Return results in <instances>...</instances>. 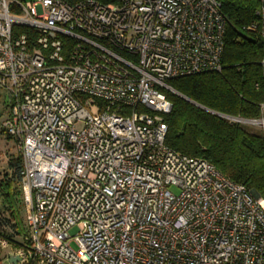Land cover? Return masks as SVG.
<instances>
[{
    "label": "built area",
    "instance_id": "2783aa9c",
    "mask_svg": "<svg viewBox=\"0 0 264 264\" xmlns=\"http://www.w3.org/2000/svg\"><path fill=\"white\" fill-rule=\"evenodd\" d=\"M225 27L216 0H0V129L27 209L0 264H264V200L165 144L167 82L219 72ZM259 110L213 114L264 131Z\"/></svg>",
    "mask_w": 264,
    "mask_h": 264
},
{
    "label": "trees",
    "instance_id": "16d2710c",
    "mask_svg": "<svg viewBox=\"0 0 264 264\" xmlns=\"http://www.w3.org/2000/svg\"><path fill=\"white\" fill-rule=\"evenodd\" d=\"M216 1L226 20L221 70L167 82L173 92L163 91L171 103L170 113L163 117L165 144L182 155L211 163L220 174L264 200V137L213 114L243 119L260 114L264 76L260 66L263 42L258 30V5L255 0ZM14 32L32 34L26 28H16ZM7 166L8 171L0 174V239L17 246L26 233L18 219V207L23 206L20 155L10 158ZM3 257L0 253V260Z\"/></svg>",
    "mask_w": 264,
    "mask_h": 264
},
{
    "label": "rangeland",
    "instance_id": "374dc122",
    "mask_svg": "<svg viewBox=\"0 0 264 264\" xmlns=\"http://www.w3.org/2000/svg\"><path fill=\"white\" fill-rule=\"evenodd\" d=\"M12 99L9 98L8 94L0 88V126L2 121L7 115V112L10 109ZM82 127L81 123H77L75 125L76 129H79ZM247 131L256 133L262 137H264V131L249 127V126H243ZM19 153L17 151L16 143L13 139L7 138L3 133H0V174L3 173L5 170L8 171V160L10 158L18 156ZM18 219L21 222L22 226L25 227V223L27 220V209L24 206L18 207Z\"/></svg>",
    "mask_w": 264,
    "mask_h": 264
},
{
    "label": "water",
    "instance_id": "95a60500",
    "mask_svg": "<svg viewBox=\"0 0 264 264\" xmlns=\"http://www.w3.org/2000/svg\"><path fill=\"white\" fill-rule=\"evenodd\" d=\"M251 192H252V194H253L256 198L259 197L255 192H253V191H251ZM17 260H18V258H16V257H10V258H9V263H10V264H16Z\"/></svg>",
    "mask_w": 264,
    "mask_h": 264
}]
</instances>
